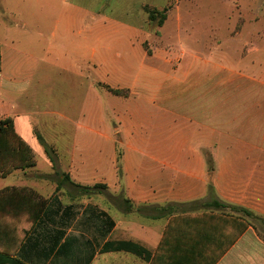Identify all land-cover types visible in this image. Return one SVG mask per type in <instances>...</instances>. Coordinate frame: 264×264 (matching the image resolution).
<instances>
[{"label": "crops", "instance_id": "1", "mask_svg": "<svg viewBox=\"0 0 264 264\" xmlns=\"http://www.w3.org/2000/svg\"><path fill=\"white\" fill-rule=\"evenodd\" d=\"M148 1L164 3L0 0V120H12L35 162L0 177V264H264L256 229L236 237L240 225L232 218L244 216L212 205L264 215L247 205L241 182L261 176L260 158L241 166L221 154L226 139L215 133L213 108H199L195 93L177 103L181 95L166 92L159 63L137 46L134 8ZM136 14L143 21L144 12ZM224 57L216 59L222 66ZM189 66L176 79L179 93H191L193 82L212 83V62L190 57ZM263 115L254 108L255 139ZM115 129L123 134L122 176L117 143L103 132ZM58 163L85 169L60 170ZM95 185L106 188L78 187Z\"/></svg>", "mask_w": 264, "mask_h": 264}, {"label": "rangeland", "instance_id": "2", "mask_svg": "<svg viewBox=\"0 0 264 264\" xmlns=\"http://www.w3.org/2000/svg\"><path fill=\"white\" fill-rule=\"evenodd\" d=\"M137 7V12L134 8V18L141 32L137 46L143 47L149 57L159 63L166 75V92L171 95L180 94L177 103L190 102L195 93L199 97L195 101L199 108L207 103L208 107L213 108L215 133L226 139L225 142L220 141L223 150L226 149L221 154L233 157L236 164L241 166H253L255 156L260 158L261 176L257 180L245 179L241 182L246 188L247 205L264 210V115L257 139L250 123L254 108H264V81H259V76L264 79V0H164L160 7L150 5V1ZM149 10H156L161 14L166 11L167 17L162 25H159V14L156 15V20L149 19ZM139 12H144L143 21L136 14ZM196 56L213 63V69L207 72L213 75L212 83L193 82L195 84L188 86V90L184 88L187 92L193 90L191 93H179L177 91H180L181 85L176 79L190 70L189 58ZM223 56H229L226 62H222L224 67L216 61ZM237 65L240 66L239 69ZM196 86L200 87L195 89ZM108 87L102 84L103 89L111 92V87ZM202 91L207 92L208 99L200 98ZM120 95L128 96L129 90L120 91ZM191 101L194 102L193 99ZM167 103V108H172L171 103ZM167 123L171 127L168 132H172L173 123L170 118ZM103 132L114 137L117 157L120 153L123 168V134L116 129ZM219 146L220 143L215 138V152L217 149L220 152ZM86 149V153L92 155L89 148ZM63 150L69 157L73 153L72 148ZM207 154L211 157V151ZM38 159L41 170L46 171L47 163L40 157ZM84 165L64 163L62 166L58 163L60 170L82 171L85 169ZM89 169L93 170L92 167ZM101 169L109 172L110 164L103 161ZM213 169L215 171V167ZM253 215L255 217L248 220L264 239V215L255 212Z\"/></svg>", "mask_w": 264, "mask_h": 264}, {"label": "trees", "instance_id": "3", "mask_svg": "<svg viewBox=\"0 0 264 264\" xmlns=\"http://www.w3.org/2000/svg\"><path fill=\"white\" fill-rule=\"evenodd\" d=\"M149 19L151 21L156 20V15H160L159 25H162L163 22L166 20V11L161 14L158 13L156 10L150 11ZM0 71H1V53H0ZM109 88V87H108ZM110 91L116 95H120V90H113L109 88ZM45 146L46 152L49 156L52 155L53 151L49 148L44 142H42ZM209 165L211 166V174H212V161L209 159ZM35 162L33 160V153L31 148L17 135L14 129V125L12 120L6 119L0 122V177H4L8 173L14 170H25L27 168L33 167ZM117 167L119 176H122V162H121V155L118 154L117 157ZM83 192H91L93 189L99 188H106L104 185H95L93 188L85 187V186H78ZM214 206L229 208L235 212H238L244 216V219L241 216H236L232 218L236 222L239 223L240 228L236 232V237L240 236L243 231L248 229L251 225L248 219L254 218L255 216L253 213L244 208H238L234 206H229L227 204L214 201L212 203ZM256 219H258L256 217Z\"/></svg>", "mask_w": 264, "mask_h": 264}, {"label": "built area", "instance_id": "4", "mask_svg": "<svg viewBox=\"0 0 264 264\" xmlns=\"http://www.w3.org/2000/svg\"><path fill=\"white\" fill-rule=\"evenodd\" d=\"M2 120H0V122H1Z\"/></svg>", "mask_w": 264, "mask_h": 264}]
</instances>
